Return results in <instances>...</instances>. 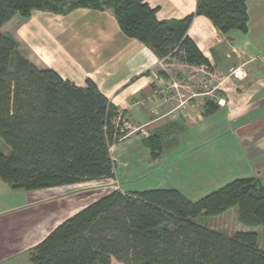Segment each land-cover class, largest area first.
<instances>
[{
	"label": "trees",
	"instance_id": "1",
	"mask_svg": "<svg viewBox=\"0 0 264 264\" xmlns=\"http://www.w3.org/2000/svg\"><path fill=\"white\" fill-rule=\"evenodd\" d=\"M248 0H197L184 19L160 20L146 0H0V177L28 191L115 178L111 148L129 132L124 112L91 79L77 86L56 70L40 68L2 27L34 10L68 14L77 8L111 10L122 32L169 58L211 69L188 29L195 15L218 31L248 30ZM219 107L207 101L205 114ZM153 156L161 140L146 138ZM237 207L252 230L226 235L195 221ZM264 184L237 178L192 201L176 188L113 190L67 218L30 251L32 264H264Z\"/></svg>",
	"mask_w": 264,
	"mask_h": 264
},
{
	"label": "crops",
	"instance_id": "2",
	"mask_svg": "<svg viewBox=\"0 0 264 264\" xmlns=\"http://www.w3.org/2000/svg\"><path fill=\"white\" fill-rule=\"evenodd\" d=\"M146 2L158 9L160 20L184 19L197 5V0ZM247 8L246 32L222 34L208 17H193L188 35L210 60L211 69L180 62L197 70L188 75L182 70L173 76L165 65L168 60L127 37L111 10L77 8L68 14L34 10L28 19L16 15L2 31L19 41L20 50L31 51V56L23 55L38 66L43 63L40 68H52L77 86L93 80L124 112L129 132L111 148L115 164L127 161L136 166L145 156L152 165L185 166L182 152L167 161L162 156L165 137H172V144L181 137L193 144V162L199 168L194 174L229 172L236 179L257 177L264 184V0H248ZM236 69L242 77L233 75ZM217 97L221 98L217 110L205 114L206 102L216 103ZM149 128V135L134 138L136 130ZM150 135L161 140L159 156H153L149 146L141 151ZM119 145L117 160L114 148ZM59 187L35 194L36 190L12 188L0 177V264H32L31 249L85 207L60 215V208L69 209L71 204L66 194L54 191ZM20 190H25L21 197Z\"/></svg>",
	"mask_w": 264,
	"mask_h": 264
},
{
	"label": "rangeland",
	"instance_id": "3",
	"mask_svg": "<svg viewBox=\"0 0 264 264\" xmlns=\"http://www.w3.org/2000/svg\"><path fill=\"white\" fill-rule=\"evenodd\" d=\"M22 18V16L19 15ZM23 48V47H22ZM21 52H25L26 54L32 55L31 51H27L22 49ZM33 60L37 62L39 59L33 57ZM37 60V61H36ZM170 62L174 63L171 64ZM38 64V63H37ZM36 64V65H37ZM42 65L39 61V66ZM166 68L172 69L171 74L173 76H177L179 72L184 70L183 73L191 74L193 71H197L196 69H191L184 66L180 61L177 59L169 58L168 62L165 63ZM171 65V66H169ZM43 68V67H42ZM223 71H218L219 74H222ZM233 72V71H232ZM217 73V74H218ZM204 74V73H202ZM234 75V74H233ZM205 76V75H204ZM204 76H200L201 80L205 79L208 82V78H203ZM235 76V75H234ZM212 77V76H211ZM217 77V76H216ZM199 78V77H198ZM213 84L216 85V80L214 77ZM197 80V79H196ZM218 92V93H217ZM215 94H219V90L215 92ZM185 98V97H184ZM186 99V98H185ZM219 103V102H216ZM186 104L184 101L183 105ZM123 112L122 110H120ZM149 130V131H148ZM140 129L136 130V134H134V138L136 136L142 135L146 132L151 133L149 129ZM187 134L184 135L186 137ZM224 138V137H223ZM172 137L166 136L163 141V150L162 156L163 160L167 161L170 158L179 156L178 154L182 152L184 156V165H173L171 164L166 168V163H160L157 165L151 164V158H147L144 156L142 164L134 166L131 162L130 164L124 163H117L115 165L117 176L115 178L110 179H103V180H95V181H88L76 184H69L63 185L59 188H55V192L62 193L67 197V200L70 202L69 209L64 208L63 206L60 208L61 214L69 216L72 213H75L77 210L86 206L88 203L94 202L95 200L99 199L100 197L108 194L113 190H120L122 192H132V191H144V190H151L155 188H176L180 190L183 195L188 198L189 200L196 201L202 198L203 196L221 188L222 186L226 185L227 183L236 179L232 177L231 173L229 172H217L216 175L206 174L207 167H204L205 173L202 175L194 174L195 170L199 168L194 164V158L192 155V142L188 140L183 141L181 137H177L176 141L178 144H172ZM172 144V145H171ZM144 141L141 145V151L145 153ZM120 145L114 148V155L115 157L119 158V149ZM0 148L2 152L6 155L11 154V148L4 142V140L0 139ZM118 151V152H117ZM150 156V152H149ZM128 157V156H127ZM163 162V161H162ZM128 163V162H127ZM130 165V167H126ZM25 190H20V197L21 193H24ZM44 191H50L48 189H41L36 190L35 194L41 193L43 194ZM60 195H58L59 198ZM29 198V195H26ZM61 199V198H60ZM64 208V209H63ZM62 217V216H61ZM60 217V218H61ZM196 222L203 224L213 230L222 232L226 235H233L238 231L244 230H252L249 227L244 226L238 219V208L234 207L227 210L225 213L211 217L205 214L200 215L195 219ZM254 230L259 232V246L260 248H264V231L261 228H254ZM114 264H122L116 260L113 261Z\"/></svg>",
	"mask_w": 264,
	"mask_h": 264
},
{
	"label": "built area",
	"instance_id": "4",
	"mask_svg": "<svg viewBox=\"0 0 264 264\" xmlns=\"http://www.w3.org/2000/svg\"><path fill=\"white\" fill-rule=\"evenodd\" d=\"M233 74L235 75V77H242L243 72L240 71V70H238V69H236V70L233 72ZM220 99H221V98L217 97V102H219Z\"/></svg>",
	"mask_w": 264,
	"mask_h": 264
}]
</instances>
